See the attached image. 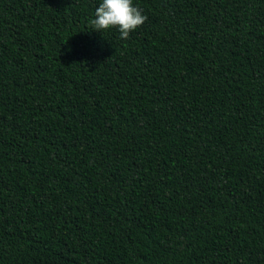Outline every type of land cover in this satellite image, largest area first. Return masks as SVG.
I'll use <instances>...</instances> for the list:
<instances>
[{
  "label": "trees",
  "instance_id": "1",
  "mask_svg": "<svg viewBox=\"0 0 264 264\" xmlns=\"http://www.w3.org/2000/svg\"><path fill=\"white\" fill-rule=\"evenodd\" d=\"M0 264H264V0H0Z\"/></svg>",
  "mask_w": 264,
  "mask_h": 264
}]
</instances>
